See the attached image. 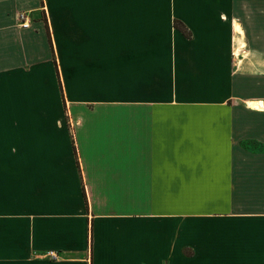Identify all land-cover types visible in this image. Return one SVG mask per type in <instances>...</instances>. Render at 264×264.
<instances>
[{
  "label": "crops",
  "instance_id": "0c3cea01",
  "mask_svg": "<svg viewBox=\"0 0 264 264\" xmlns=\"http://www.w3.org/2000/svg\"><path fill=\"white\" fill-rule=\"evenodd\" d=\"M0 264H264V0H0Z\"/></svg>",
  "mask_w": 264,
  "mask_h": 264
},
{
  "label": "built area",
  "instance_id": "2783aa9c",
  "mask_svg": "<svg viewBox=\"0 0 264 264\" xmlns=\"http://www.w3.org/2000/svg\"><path fill=\"white\" fill-rule=\"evenodd\" d=\"M16 19L20 27L26 28L29 26L28 17L26 16L24 12H19L16 16ZM49 255L52 257H56L54 252H49Z\"/></svg>",
  "mask_w": 264,
  "mask_h": 264
},
{
  "label": "rangeland",
  "instance_id": "374dc122",
  "mask_svg": "<svg viewBox=\"0 0 264 264\" xmlns=\"http://www.w3.org/2000/svg\"><path fill=\"white\" fill-rule=\"evenodd\" d=\"M185 193H188V194H190V193H192V190L189 188H187L186 190H184V194ZM201 193H205L204 191H201Z\"/></svg>",
  "mask_w": 264,
  "mask_h": 264
}]
</instances>
